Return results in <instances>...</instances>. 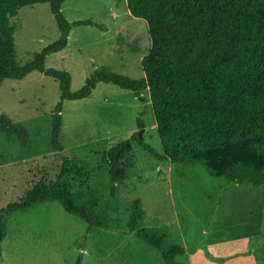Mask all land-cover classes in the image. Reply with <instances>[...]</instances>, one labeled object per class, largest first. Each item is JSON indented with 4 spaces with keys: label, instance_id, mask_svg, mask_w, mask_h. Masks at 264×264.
<instances>
[{
    "label": "rangeland",
    "instance_id": "obj_1",
    "mask_svg": "<svg viewBox=\"0 0 264 264\" xmlns=\"http://www.w3.org/2000/svg\"><path fill=\"white\" fill-rule=\"evenodd\" d=\"M62 13L69 23L92 21L102 28L76 26L67 48L47 58L46 68L71 75L77 92L101 67L142 80V59L150 52L148 24L132 17L126 0H67ZM17 64L24 66L60 37L48 4L24 7L12 18ZM59 83L39 72L0 86V113L27 130L29 140H7L0 132V211L21 200L35 182L54 180L63 159L87 176H68L76 197L95 201L106 220L83 237L88 225L57 202L17 212L7 221L0 264H165L152 246L128 228L135 199L145 216L138 227L164 229L166 247L180 245L183 264H264V185H231L199 164H167L133 143L122 160L129 178L112 193L104 159L118 144L141 134L157 154L163 150L149 91L140 96L100 83L82 101L64 102L61 143L52 148L53 111L60 101ZM144 123L140 128L138 120Z\"/></svg>",
    "mask_w": 264,
    "mask_h": 264
},
{
    "label": "trees",
    "instance_id": "obj_2",
    "mask_svg": "<svg viewBox=\"0 0 264 264\" xmlns=\"http://www.w3.org/2000/svg\"><path fill=\"white\" fill-rule=\"evenodd\" d=\"M67 0H0V86L6 80H23L33 72L59 83L60 101L53 111L52 148L63 152L61 133L64 102L89 98L100 83L111 84L140 96L149 91L163 154H157L138 134L111 148L104 162L108 166L112 193L129 178L122 160L137 143L153 157L171 165H203L216 179L231 185H264V0H126L130 15L148 24L150 52L142 59V80L98 69L77 92L66 71L47 69V58L64 51L76 26L102 28L92 21L69 23L62 13ZM36 4H48L60 31L59 39L24 66L17 64L15 27L11 19L19 11ZM140 128H144L141 119ZM0 132L7 140H29L27 130L0 113ZM87 176L67 159L59 175L34 183L19 201L0 211V260L8 218L28 212L38 205L59 203L64 210L84 221L85 250L88 235L96 227H106L97 202L76 197L65 180ZM135 199L128 228L135 237L154 247L165 264L184 256L180 245L166 247L164 229L138 227L145 216ZM83 253L78 257L81 264Z\"/></svg>",
    "mask_w": 264,
    "mask_h": 264
},
{
    "label": "crops",
    "instance_id": "obj_3",
    "mask_svg": "<svg viewBox=\"0 0 264 264\" xmlns=\"http://www.w3.org/2000/svg\"><path fill=\"white\" fill-rule=\"evenodd\" d=\"M240 264H263L262 262L260 261H246V262H243V263H240Z\"/></svg>",
    "mask_w": 264,
    "mask_h": 264
},
{
    "label": "water",
    "instance_id": "obj_4",
    "mask_svg": "<svg viewBox=\"0 0 264 264\" xmlns=\"http://www.w3.org/2000/svg\"><path fill=\"white\" fill-rule=\"evenodd\" d=\"M139 137H141V134H139Z\"/></svg>",
    "mask_w": 264,
    "mask_h": 264
}]
</instances>
